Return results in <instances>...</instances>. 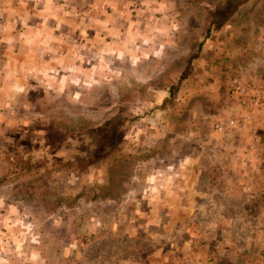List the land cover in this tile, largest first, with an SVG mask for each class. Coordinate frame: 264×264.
Here are the masks:
<instances>
[{"label": "rangeland", "instance_id": "1", "mask_svg": "<svg viewBox=\"0 0 264 264\" xmlns=\"http://www.w3.org/2000/svg\"><path fill=\"white\" fill-rule=\"evenodd\" d=\"M192 1L0 19V264H264V0Z\"/></svg>", "mask_w": 264, "mask_h": 264}, {"label": "crops", "instance_id": "2", "mask_svg": "<svg viewBox=\"0 0 264 264\" xmlns=\"http://www.w3.org/2000/svg\"><path fill=\"white\" fill-rule=\"evenodd\" d=\"M20 1L21 0H0V7H2L1 10H0L1 11L0 12V19H4L5 21L7 20L8 22L10 21V23H15V20L18 21V22L20 21V23H21L20 30L21 31L19 32V36L17 37V39L23 40V37H25L26 34H28L29 36H32L31 40L28 41L26 43V45H24V43H22L20 41H17L20 44V47H25L28 50L23 49V53H24L25 57H23L19 62L17 61L16 65L10 66L9 70H6L9 74L16 75V76H19V77H21V76L23 77L27 73V68H28L27 62H28V60L32 58L31 56L34 55L35 52L37 54L36 50H37L38 47L39 48L43 47V50L46 49L47 40L41 39L43 37V35H44L43 32L40 31L39 29L37 30L36 28H33V27H37V26L30 24L31 23L30 20H33V22L34 21L40 22L41 20H45L46 19L45 11H44L43 8H38L37 11H33L31 13V10L33 8L38 7L39 3L44 2L45 0H27V1H24V3L23 2L19 3ZM52 1H53V3L55 5H57L59 7H62V6L67 7V6L74 5V7L76 8V13L82 14V9L84 7L87 9V11H85L87 14H89V11H90L89 10L90 6L88 5L87 0L86 1L85 0H52ZM17 6H23L24 8L26 7L25 13H22L21 11H17L16 10ZM59 10H58V12H61L62 8H59ZM35 12H38V16L35 17V18H32V16H34ZM65 12H66V9H65ZM41 13H43V15ZM64 14H62V17L64 18V21L67 23V21L69 20L70 16L67 18L66 16H64ZM6 16H10V18H6ZM28 25H29V28L31 29L30 33L25 32ZM13 26L16 27V24H14ZM30 26H33V27H30ZM17 27L19 29V25ZM13 33L15 34L14 37H16V33H15L14 29H13ZM41 34H42V36H40ZM70 35H73V37H75V38H77V37L82 38V36H83L82 32H81V29H79V27ZM1 36H2V32L0 34V40L4 39L5 40L4 44H6V50H10V47H11L10 46V42L11 41H9L10 39L6 40L5 37H1ZM45 36L48 37V38L50 37V36H47V35H45ZM6 37H8V36H6ZM70 51H71V49H69V52ZM7 52H9V51H6L2 56H1V53H0V64L2 63V65H3V60L6 58L5 54H8ZM34 61H36L35 58H34ZM178 197L179 196L177 195V197L175 198V202H174L175 203V206H174V212L175 213L179 211V206L176 205L177 201H178Z\"/></svg>", "mask_w": 264, "mask_h": 264}, {"label": "built area", "instance_id": "3", "mask_svg": "<svg viewBox=\"0 0 264 264\" xmlns=\"http://www.w3.org/2000/svg\"><path fill=\"white\" fill-rule=\"evenodd\" d=\"M231 90L235 93V95L238 98V102L241 106H248L250 103H255L258 101H263L264 98L261 96V98H253L252 99L247 95L246 88L244 85L240 82L238 77H232L230 81ZM219 130V126H215Z\"/></svg>", "mask_w": 264, "mask_h": 264}, {"label": "trees", "instance_id": "4", "mask_svg": "<svg viewBox=\"0 0 264 264\" xmlns=\"http://www.w3.org/2000/svg\"><path fill=\"white\" fill-rule=\"evenodd\" d=\"M197 1H198V0H197ZM192 2H194V0H193ZM205 2L209 4V3H212L213 1H212V0H205ZM214 7H215V6H214ZM214 7H213V8H214ZM213 8H212V9H213ZM209 10L211 11V9H209ZM214 22H215V21H214ZM22 168H24V165H22ZM30 168L32 169V167L28 165V169H30ZM33 169H34V168H33ZM33 169H32V170H33ZM56 205H57V201H54V206H56Z\"/></svg>", "mask_w": 264, "mask_h": 264}]
</instances>
